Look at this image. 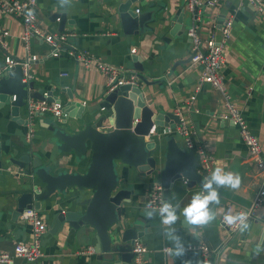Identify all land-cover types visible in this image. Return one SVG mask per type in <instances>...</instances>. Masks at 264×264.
<instances>
[{"label": "crops", "instance_id": "0c3cea01", "mask_svg": "<svg viewBox=\"0 0 264 264\" xmlns=\"http://www.w3.org/2000/svg\"><path fill=\"white\" fill-rule=\"evenodd\" d=\"M124 4L129 11L151 13V19L144 23V30L137 34L124 32L118 13L119 7ZM194 9H188L187 0H73L66 9L59 6L58 0H37L36 12L41 26L52 32H67L69 37L57 57L48 55L49 47L45 43L31 41V53L39 58L30 67L32 81L35 88H41L45 94L52 93L54 100L62 104L69 99V93L73 95V100L81 104L85 101L83 106L97 104L106 91L105 76L92 66L85 67L67 53L70 48L85 49L107 63L124 68L126 72H135L131 56H138L144 68L142 73L150 82L147 85L139 81V86L145 103L156 113H174L177 107L184 108V103L195 96L189 118L196 132V140L214 157L211 170L219 165L226 171L239 174L241 186L236 192L220 189L221 202L213 206L217 210V219L210 225L186 229L181 217L175 226L191 246L203 241L210 247L209 264H264V252L258 256L253 252L256 244L264 241V200L259 207L261 220H250L249 231L230 233L220 222L227 209L246 211L259 187V170L238 128L231 121L220 118L227 112L220 92L209 83L200 82L202 67L188 66L189 61L174 67L176 62L190 58L191 39L187 31L192 25L198 24L197 33L202 39L211 35L219 37L224 19L233 14L231 38L223 50L221 70L224 85L232 103L259 139L264 157V18L245 0H219L214 7L197 8L195 18ZM53 14L60 17L55 19ZM0 24L8 31L0 46L1 67L5 56L19 59L24 49L20 40L21 21L0 14ZM62 27L63 30H59ZM131 49H135V52L131 53ZM198 85L200 89L196 90ZM10 95H7L4 104L0 102L1 155L18 158L31 152L32 156L39 155L44 162H48L49 150L54 148V144L46 122L52 117L49 114L36 115L32 140L27 141L25 100L29 96L24 98V105L15 117L11 114ZM175 124L172 122L168 126L174 127ZM102 130H110V126L105 123ZM161 131V127L157 128L159 136L155 138L163 141L168 136L160 134ZM173 136L183 147L176 135ZM164 147L163 143L162 150L157 152L161 163L164 160ZM90 154L88 147L80 162L72 154L58 156L59 160L52 164V170L84 172ZM196 159L198 170L200 160L198 156ZM116 168L120 184L133 190L129 201L122 203L123 226L132 225L137 232H141L142 236L138 239L148 249L143 264H182L181 259L164 254L163 248L170 245L161 234L159 218L149 220L142 212L150 188L161 184L158 174L141 180L131 166L118 162ZM20 172L16 166H12L11 173L0 175V252H11L18 241L28 242L30 239V227L18 215L14 217L11 211L16 198L12 190L18 187L17 181L23 179ZM199 190V184L188 185L181 178L174 183L167 200L183 206ZM89 193L84 191L81 195L85 197ZM78 194L77 189L68 188L65 194H55L42 202L39 212L48 224L41 239L44 255L33 263L16 259L14 264H122L99 259L95 233L91 228L87 227L85 235L72 240H67V233L61 230L55 234L51 232L56 214L69 210L71 200L75 197L79 200ZM88 247H93L94 253H86ZM184 259L199 264L200 252L192 248Z\"/></svg>", "mask_w": 264, "mask_h": 264}, {"label": "water", "instance_id": "95a60500", "mask_svg": "<svg viewBox=\"0 0 264 264\" xmlns=\"http://www.w3.org/2000/svg\"><path fill=\"white\" fill-rule=\"evenodd\" d=\"M197 7L193 17L197 16ZM120 22L125 33L137 34L144 30V23L151 19V13L138 14L129 11L126 4L118 10ZM59 14H53V18ZM61 19L60 24H62ZM59 30H63V27ZM181 60L178 64L188 62ZM131 61L135 75L139 81L149 85L143 75L142 61L132 55ZM5 62L0 69V102L5 103L10 95L11 114L18 116L19 108L24 105V98L54 100L52 93L44 94L41 88H35L34 82L22 81L21 67L16 65L5 68ZM13 96L15 97L13 100ZM69 99L63 104L61 120L50 118L46 128L50 132L54 148L49 150L48 162L31 152L18 158L5 157L0 152V175L11 173V167L16 166L23 179L17 181L15 206L12 215L19 216L24 208L34 207L40 210L41 204L55 194H65L68 188L79 192L71 200V208L58 212L54 218L51 232L67 233V240L85 235L86 229L94 230L97 241L99 259L104 261L132 264V246L135 239L142 236L135 226H123L122 203L129 201L133 190L120 184L117 164L121 162L136 169L139 178L153 177L158 174L163 196L168 199L174 183L181 179L183 172L188 179V185L201 184L202 175L197 170L196 155L192 150H185L173 135L163 141L149 136L154 125L165 128L169 123H178V117L173 112L156 113L144 101L141 86L131 84L119 85L105 91L101 100L93 106H83ZM105 123L110 130H102ZM164 143V160L161 163L157 152L162 150ZM90 149V161L84 172L59 170L54 172L52 164L58 161V156L72 154L77 162L83 160L87 149ZM89 191L82 197L81 193ZM124 227V228H123Z\"/></svg>", "mask_w": 264, "mask_h": 264}, {"label": "built area", "instance_id": "2783aa9c", "mask_svg": "<svg viewBox=\"0 0 264 264\" xmlns=\"http://www.w3.org/2000/svg\"><path fill=\"white\" fill-rule=\"evenodd\" d=\"M254 11L264 18V0H245ZM219 3V0H187L189 10H193L195 7L200 8L203 6L214 7ZM37 0H0V14L8 15L14 18H18L22 24V32L20 40L23 45L24 54L19 59H14L10 56H5V68L13 66H20L22 71V80L28 83L33 80V75L30 71L31 64L37 61L39 58L36 54L31 53V41L39 40L49 47V56L57 57L62 51L63 44L69 37L67 32H52L43 28L40 24L37 12ZM29 10H33L34 16L31 18L26 17V13ZM138 13V10H136ZM233 26V14L226 17L220 26V36L215 37L211 35L207 39H202L197 33L198 24L192 25L187 35L191 39V55L189 65L201 66L202 74L200 82L209 83L213 88L218 90L223 99L226 107V114L220 115V118L229 120L239 130L242 141L244 142L248 153L253 158L261 175L258 190L255 197L251 201L250 205L246 209L249 213L250 220H261L259 216V207L264 200V157L262 154L261 145L259 139L253 134L247 124L243 114L232 103L230 95L224 85L223 74L221 66L223 64V50L227 46ZM8 35V31L0 24V46L3 43V38ZM131 53L135 52V49L130 50ZM67 53L74 57L77 61L81 62L85 67H94L106 78L105 88L107 91L113 88L123 85L131 84L139 86V79L134 75H128L126 70L119 66H114L107 63L92 54L85 49H67ZM196 90L200 89V86H196ZM45 94V93H44ZM47 96V94H45ZM13 98H15L13 96ZM195 100V96H192L187 102L184 103L185 107H177L174 113L178 117V123L174 127L167 126L162 128L160 134L169 136L174 134H180L186 148L193 150L195 155L200 160L198 172L202 177L207 176L214 162V157L208 151H206L204 145L196 140V132L193 128L189 114L192 111V103ZM86 104L85 101L82 102ZM63 104L58 100L48 101L46 99H34L27 97L25 100L26 108V120L28 130L26 132V140L31 141L33 137V121L36 115L49 114L53 119L61 120ZM158 135L157 128L153 125L149 131L150 135ZM184 182V180H183ZM165 199L163 196V188L160 185H155L148 191L146 196V203L155 200L157 203L159 200ZM228 211L225 210L223 215ZM223 215L220 222L226 226L230 233H234V227L228 226L223 222ZM19 219L22 220L30 227V239L28 242L18 241L11 252H0V264H14L16 259L23 260L28 263L37 261L44 255L41 250V239L48 229V224L39 210L34 207L24 208L20 214ZM165 248V247H164ZM163 248V249H164ZM193 249H197L200 252L201 259L199 264H209V258L212 250L203 241L196 245H192ZM148 251L146 245L139 239H135L132 246L133 261L132 264H143L144 255ZM86 253H94L93 247H88L85 250Z\"/></svg>", "mask_w": 264, "mask_h": 264}, {"label": "clouds", "instance_id": "9594fccd", "mask_svg": "<svg viewBox=\"0 0 264 264\" xmlns=\"http://www.w3.org/2000/svg\"><path fill=\"white\" fill-rule=\"evenodd\" d=\"M61 8H68L73 0H58ZM34 16L33 10L26 13V17ZM182 172L181 178L184 183H188ZM241 186V177L233 171H226L223 166H216L207 176H204L200 184V190L193 193L191 199L181 206L179 202L173 203L171 200L161 199L157 203L155 200L149 201L142 209L143 215L153 220L159 218L161 234L170 246H166L163 251L166 256L181 259L182 264H192L191 259H184L192 246L181 235L175 226L183 217L186 229L202 228L210 225L217 219V210L213 207L221 202L220 189L226 188L236 192ZM223 222L234 227L243 234L250 230L251 222L249 213L243 210L228 211L223 215ZM195 235V233H193ZM255 255L264 252V241H260L253 249Z\"/></svg>", "mask_w": 264, "mask_h": 264}, {"label": "rangeland", "instance_id": "374dc122", "mask_svg": "<svg viewBox=\"0 0 264 264\" xmlns=\"http://www.w3.org/2000/svg\"><path fill=\"white\" fill-rule=\"evenodd\" d=\"M70 39V38H69ZM47 117H48V115H47ZM176 135V137L178 138V140H180V144H182L183 145V147H185L186 148V145H185V143H184V141H183V139H181L179 136H180V134H175ZM168 136V135H167Z\"/></svg>", "mask_w": 264, "mask_h": 264}]
</instances>
